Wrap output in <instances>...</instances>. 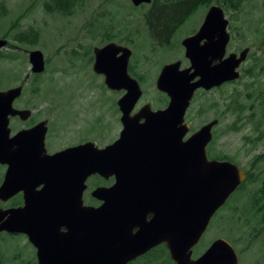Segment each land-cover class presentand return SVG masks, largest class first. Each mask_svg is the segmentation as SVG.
Here are the masks:
<instances>
[{"label":"water","instance_id":"95a60500","mask_svg":"<svg viewBox=\"0 0 264 264\" xmlns=\"http://www.w3.org/2000/svg\"><path fill=\"white\" fill-rule=\"evenodd\" d=\"M131 2L137 6L150 0ZM226 23L221 7L212 5L199 32L183 40L191 67L180 70L178 62H169L159 71L155 85L169 97L167 106L152 110L145 104L133 115L142 90L128 72L131 49L114 41L93 48V71L104 76L107 88L126 90L117 101L121 131L104 147L87 142L46 154L47 120L11 136L9 117L26 120L30 111L13 106L22 85L0 90V162L7 164L0 200L22 192L24 202L0 209V232L26 234L38 264H127L152 246L147 244L161 241H166L173 264H236L234 248L223 239L196 259L188 251L245 178L235 163L206 157L217 119L187 137L184 122L197 88L209 90L240 77L237 68L249 48L221 59L229 39ZM203 37L207 42L200 46ZM6 43L0 38V49ZM28 59L32 73L44 71L40 50H30ZM94 173L105 178L114 174L116 182L91 192L102 201L99 206H82L85 181ZM38 184L43 186L35 190ZM145 211L154 214L148 223L140 220ZM132 225L139 230L131 233Z\"/></svg>","mask_w":264,"mask_h":264},{"label":"rangeland","instance_id":"374dc122","mask_svg":"<svg viewBox=\"0 0 264 264\" xmlns=\"http://www.w3.org/2000/svg\"><path fill=\"white\" fill-rule=\"evenodd\" d=\"M151 3L134 6L130 0H74L70 13L62 14L47 10L45 0H0V16L5 14L0 17V38L8 40L1 49L0 90L22 83L23 98L32 97L28 95L33 90L38 94L34 96L35 122L47 119L53 127L77 125L99 147L112 142L121 127L115 108L120 93L108 89L103 76L93 72V47L109 39L128 44L133 50L130 64L140 77L135 75L143 98L159 102L161 93L155 79L161 66L181 58V38L197 28L190 30L205 12H196L168 46L157 37L146 40L142 16L155 10ZM211 3L229 14L230 51L249 48V52L238 68V79L195 95L186 122L193 131L217 118L208 151L227 155L249 172L252 180L229 199L203 241L225 237L238 253V264H264V206L258 212L253 208L255 199L262 203L257 190L264 187V0H244L235 10L225 8L221 0ZM17 30L30 35L37 31L38 37L33 43L31 38L28 42L12 40ZM32 49L44 55L42 74L30 73L28 52ZM20 126L11 122L12 128ZM2 172L0 168V177ZM156 257L157 253L148 264H157ZM35 259L34 248L25 236L0 233V264H32Z\"/></svg>","mask_w":264,"mask_h":264},{"label":"flooded vegetation","instance_id":"af4514ba","mask_svg":"<svg viewBox=\"0 0 264 264\" xmlns=\"http://www.w3.org/2000/svg\"><path fill=\"white\" fill-rule=\"evenodd\" d=\"M214 5L213 3L209 4L208 7H202V8H195L193 9L186 17H180L177 20V23L172 26L167 33H162L160 32V30H155V28H148L145 24V37L146 40L151 39L152 37H157L160 39H163L165 41H167L168 46L171 45V43L173 42V40L175 39L179 28L182 25H185V23H187L189 20H191V18L193 17V15L198 12L201 9H205V14L203 13V15H201L200 21L198 23V25L196 26H192V28H190V30L192 31V29L196 28L192 33L187 34V36H183L180 40V47L182 49V56L181 58H178L176 60H173L171 62H178L179 63V69L183 70L186 68H190L191 67V59L190 57L186 54V47L183 45V40L195 36L198 32L199 29L201 28L203 22L205 21L206 15L210 10V7ZM223 18L227 21L226 26H225V31L227 32V34L229 35V39L227 41V43L225 44L224 50H223V54L221 59L225 60L229 58V55L231 53H235L237 55H239V52L236 51H230V42H231V33H230V29H229V14L226 13L223 9ZM146 14V12L143 14L142 19H143V23H144V15ZM183 27V26H182ZM216 38V37H215ZM113 41V40H111ZM109 42V41H108ZM117 44L122 45V46H126L129 47L128 44H125L123 42H117L115 41ZM205 42H207V38L203 37L199 40V45L202 46L205 44ZM107 43V42H106ZM105 43V44H106ZM104 45V44H103ZM101 45V46H103ZM130 48V47H129ZM132 50V49H131ZM202 50V49H201ZM205 50V49H204ZM203 50V51H204ZM202 53V51H201ZM93 54V51H92ZM132 54H133V50H132ZM131 54V55H132ZM92 59H94V55H92V57H90ZM219 62V59L213 60L212 64H216ZM129 69V66H128ZM190 72H192V69H190ZM198 79V77H195L193 80ZM230 81H226L223 82L221 85L219 86H215L213 88H210L209 90H205L204 88H197L194 91V95L190 101V105L193 102V99L195 97V95L199 92V91H212V90H217L220 87H223L224 85L229 84ZM157 89V88H156ZM161 94H159L158 96V101L159 102H154L153 100L148 101L145 100L143 98V90H142V94L141 96L138 98L137 102L135 103L132 111H131V115L135 114L143 105L145 104H150V107L152 110H158V109H164L169 101V97L167 96V94L163 91H160L159 89H157ZM36 90H33L31 94H29L28 96H32V97H24L21 95L19 96L15 101H14V107L18 108V109H28L30 110V116L28 119L26 120H21L19 118V116H14V117H10V122H9V128H10V134L13 135L16 132H18L19 130H23L26 128H30L32 127L36 122L33 120L34 119V101L35 98L34 96L38 95L36 92ZM112 91H115L116 93H120L119 97L116 99V110L119 113V122H120V110L117 104V101L119 100V98L126 92L125 89H112ZM189 105V106H190ZM188 109V108H187ZM186 117H187V110L185 112V123L186 122ZM217 119V118H213L205 123H203L202 125H200L196 130H198L201 126L207 124L208 122ZM18 122L21 124L20 128H12L11 127V122L12 121ZM218 120V119H217ZM47 131H46V135H45V142H44V146H45V151L47 154H53L55 152H58L60 150L66 149V148H70V147H74L77 145H81L87 142H92L94 145H97L94 141H92L89 137H87L85 135V129L84 128H79L77 125H65V124H59L57 126H52L51 123L49 121H47ZM219 122V120L217 121V123L215 125H217ZM189 125V131L186 135L189 136L191 135L193 132H195L196 130L191 131V126L189 123H187ZM121 125V123H120ZM215 125L212 127V131L213 128L215 127ZM122 127V125H121ZM120 127V130H121ZM119 130V132H120ZM119 132L117 137L119 136ZM117 137L115 139H117ZM113 139V141L115 140ZM212 139H213V132H212ZM211 139V140H212ZM211 140L207 143V145L205 146V153H206V157L209 160H218V161H223V160H229L227 158V155H217V154H213L210 151H208L209 148V144L211 143ZM97 147H99L97 145ZM236 164V163H235ZM238 166V164H236ZM0 168L3 170L2 172V177H0V185L3 183L4 178H5V172L7 169V164L5 163H1L0 162ZM241 168V167H240ZM242 169V168H241ZM245 173V178L244 180L237 186V188L234 190V192L228 196L225 200V202L221 205V207L215 212L213 213V215L210 217L209 222L207 224L206 229L202 232L199 241L194 244L188 251H191V258L195 259L198 258L200 255H202L209 247L210 245L217 239H223L224 241L228 242L230 245H232V247L234 248L233 244L230 242L229 239L227 238H223V237H215V238H211V239H207L205 241L204 237L206 235V233L209 231L210 227L212 226L213 223V219L222 211H224L228 206V201L230 198H232L238 191H240L242 188H244L245 184L247 181H249V176H251V174L249 172H247L245 169H242ZM250 174V175H249ZM250 180H252V178H250ZM116 182V178L114 176V174H112L111 176H109L108 178H104L102 177L100 174L98 173H94L88 176V178L86 179L85 183H86V188L82 193L81 196V204L83 206H99L102 202L101 200L93 197L91 195V191L97 187V186H110L113 185ZM43 186V184H38L35 186V190H39L41 189ZM257 191H260L261 193L258 194V198L262 201V203L258 204L256 199L254 200V205H255V210L258 212L260 210L261 206H264V194L262 193L264 191V187L259 188ZM23 206V193L22 192H18L16 194H14L13 196H11L10 198H8L6 201L2 202L0 201V208L1 209H6V208H16V207H21ZM258 206V209L256 208ZM154 214L151 211H145L142 216L140 217V220L148 223L152 220ZM261 220L264 222V212L262 214ZM264 224V223H263ZM262 224V226H263ZM139 230V226H134L132 225L131 227V233L133 232H137ZM60 231L61 232H65L66 231V227L65 226H61L60 227ZM2 234H5L7 236H17V235H22L25 236V234L22 233H18V234H9L7 232H0ZM27 238V237H26ZM28 240V239H27ZM30 243V242H29ZM155 242L151 243V244H147V245H152L150 247H146L144 250L142 251H146L144 254L135 257L133 260H131L128 264H141L142 261H144V264H148L151 261V257L157 253V264H173V260L170 258L169 255V249L167 247V243L166 241H161L159 243L154 244ZM31 244V243H30ZM32 245V244H31ZM32 247L34 248V251H36L35 247L32 245ZM235 249V248H234ZM236 255L238 257V262H239V256L237 251L235 250ZM237 262V264H238ZM142 263V264H143ZM32 264H37L36 259L32 261Z\"/></svg>","mask_w":264,"mask_h":264},{"label":"trees","instance_id":"16d2710c","mask_svg":"<svg viewBox=\"0 0 264 264\" xmlns=\"http://www.w3.org/2000/svg\"><path fill=\"white\" fill-rule=\"evenodd\" d=\"M212 1L213 0H168L165 5V0H153L150 8H155V10H153L152 13L144 15V23L148 28H155V30H160L162 33H167V31L177 23V20L180 17H186L193 9L203 4H209ZM221 1L223 2L225 8L235 10L244 0ZM73 2L74 0H51L50 3L49 0H45V8L47 10L55 9L57 12L62 14H69L73 6ZM1 15L4 16L5 14L2 12ZM37 37V31H33V34L30 35V32L27 33L23 30H17L11 35V39L18 42H28L31 38L30 43H33ZM129 70L132 75H136L132 65L129 66ZM136 76L138 79L140 78L138 75ZM227 159L231 161L230 158ZM250 178L251 176H249L248 180H250ZM253 208L255 209L254 204ZM256 208L258 209V206ZM23 262L26 264V261Z\"/></svg>","mask_w":264,"mask_h":264},{"label":"bare ground","instance_id":"6f19581e","mask_svg":"<svg viewBox=\"0 0 264 264\" xmlns=\"http://www.w3.org/2000/svg\"><path fill=\"white\" fill-rule=\"evenodd\" d=\"M152 2V0H150V2H144V3H141V4H150ZM141 4H139V5H141ZM139 5H137V6H139ZM135 6V5H134ZM220 7V6H219ZM222 9V8H221Z\"/></svg>","mask_w":264,"mask_h":264}]
</instances>
